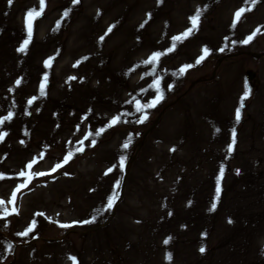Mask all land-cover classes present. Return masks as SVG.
I'll return each mask as SVG.
<instances>
[{"label": "rangeland", "instance_id": "1", "mask_svg": "<svg viewBox=\"0 0 264 264\" xmlns=\"http://www.w3.org/2000/svg\"><path fill=\"white\" fill-rule=\"evenodd\" d=\"M31 9L0 0V264H264V0H45L29 38Z\"/></svg>", "mask_w": 264, "mask_h": 264}, {"label": "snow or ice", "instance_id": "2", "mask_svg": "<svg viewBox=\"0 0 264 264\" xmlns=\"http://www.w3.org/2000/svg\"><path fill=\"white\" fill-rule=\"evenodd\" d=\"M79 2V0H73V3H78ZM8 3H9V5H11L12 3H13V0H8ZM44 7H45V0H40V9H39V11H37L36 9H31V10H29L28 11V13L26 14V18L28 19V26H29V38L31 37V23H32V20L34 19V18H36V17H39L40 15H42V13H43V10H44ZM242 11H244L243 9H241L240 10V12H237L236 13V17H237V19H239V17H240V13L242 12ZM64 15L65 16H67L68 15V12L66 11L65 13H64ZM149 18H150V14H149ZM190 19V21H191V27L190 28H188L184 33H182L180 36H175V37H173L172 38V40H173V48H170L169 49V51H172V50H174V47H175V43L176 42H178V41H181V40H183V39H186L196 28H197V25H198V19H199V12L197 13V15H194L193 17H190L189 18ZM145 23H147V20L145 21ZM59 26V25H58ZM141 27H143V24L141 25ZM108 31L110 32L111 31V27L108 29ZM254 35V34H253ZM253 37L252 36H249L248 37V39H246L245 41H243V43H248L251 39H252ZM101 40H103V37H101L100 38ZM28 40H25L24 41V45H22L21 46V48L20 49H18L19 51H21V52H24L25 51V49H26V46H27V44H28ZM223 49H221V51H222ZM163 53H159V52H157V53H153L152 54V56H151V58L148 60V61H145V63H153V62H156L157 60H158V58L162 55ZM208 54V50L207 49H204V55H207ZM204 59V56H201L199 59H197V61H196V63H200L201 62V60H203ZM47 63V62H46ZM190 67H192V65H186L184 68H181V70H180V72L181 73H183L185 70H186V68H190ZM71 79H75V77H73V78H71ZM20 82L19 81H17V84H19ZM158 84H159V81H157L156 82V86H158ZM154 85H149V87H153ZM169 88H171V85H169ZM40 91H41V95H43L44 94V85L43 84H41V86H40ZM143 91H147L146 89L145 90H143ZM250 93H251V89L248 87V84H247V82H245V91H244V93H243V95H242V97H241V101H240V105L237 107V109H236V114H235V119H236V122L237 123H239V121H240V118H241V109L244 107V101L247 99V97L250 95ZM35 99V97H33L32 98V100H29L28 101V104H31L32 102H33V100ZM163 99V96H162V94H158L157 96H156V98L155 99H153L151 102H149V103H146V104H143V105H141L140 103H139V101H137L136 102V111L137 112H140V111H142L143 109H145V108H152V107H154L157 103H159L160 102V100H162ZM11 113H9V116L8 117H5L4 119L5 120H7V119H10L11 118ZM147 117L146 116H144V117H141V119L139 120V121H137L138 123H143V121H144V119H146ZM119 120H120V117L119 116H116V117H114L113 119H112V121L109 123V125H108V127H111V126H113L115 123H117V122H119ZM4 123V120H0V124H3ZM102 131H104V129H100V130H97V132L95 133V135H99L100 134V132H102ZM6 135V133H0V141H3V139H4V136ZM89 135H91V134H89ZM235 137H236V132H235V129H233L232 130V142H231V144L228 146V152L230 153L232 150H233V147H234V145H235V143H236V139H235ZM84 139H88V136L86 135L85 137H84ZM95 141H93L92 143H94ZM21 143H23V141H21ZM81 144L83 143V141H81L80 142ZM128 146H129V144H128V142H126L124 145H123V147L126 149V148H128ZM83 149L81 148V149H77V151H82ZM175 149H173V151H174ZM72 155V153H69L67 156H65V158H64V160H63V163H67L68 162V159H69V157ZM35 162V160L33 161V163ZM63 166V164H57L51 171L52 172H55L58 168H60V167H62ZM123 166H124V157H121V159H120V162H119V167L121 168V169H123ZM28 168H31L32 167V163H30L28 166H27ZM115 167V166H114ZM113 171V169L112 168H110V169H108V172H112ZM108 172H106L105 174L107 175L108 174ZM46 173H39L38 175H45ZM48 174H50V173H48ZM20 175L21 176H23L24 175V173L23 172H21L20 173ZM223 175H224V167L223 166H221V168H220V173H219V176L217 177V187H216V199L218 200L219 199V194H220V191H221V189H220V180L223 178ZM3 178V176H2V174H0V179H2ZM117 187L119 186V182H117V185H116ZM118 198V193L114 190L113 191V194L107 199V204H106V208H104V209H97L96 211H97V213H99V212H101V211H107V210H110L112 207H113V205H114V202H115V200ZM3 201H0V206H2L3 205ZM216 208V203H213L212 204V210H214ZM169 214H171V213H169ZM95 217H93V219H94ZM91 221H83V223H90ZM230 223H231V221H229ZM62 227H70V225H61ZM32 229L31 228H29L28 229V231H31ZM28 233L27 232H25V233H23L22 235H27ZM171 240V237H169V238H167L165 241H164V243L165 244H168L169 243V241ZM200 251L201 252H203L204 251V248H201L200 249ZM71 259H73V262H74V264H77V262L75 261V258L74 257H72ZM166 259H168L169 261L171 260V254L169 253L167 256H166Z\"/></svg>", "mask_w": 264, "mask_h": 264}, {"label": "water", "instance_id": "3", "mask_svg": "<svg viewBox=\"0 0 264 264\" xmlns=\"http://www.w3.org/2000/svg\"><path fill=\"white\" fill-rule=\"evenodd\" d=\"M247 78L251 79L254 75V71L252 69H248L246 72Z\"/></svg>", "mask_w": 264, "mask_h": 264}]
</instances>
